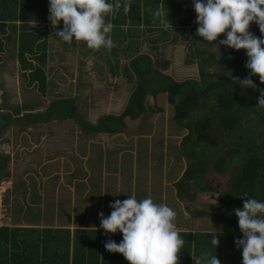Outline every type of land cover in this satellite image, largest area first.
<instances>
[{
    "label": "trees",
    "instance_id": "trees-1",
    "mask_svg": "<svg viewBox=\"0 0 264 264\" xmlns=\"http://www.w3.org/2000/svg\"><path fill=\"white\" fill-rule=\"evenodd\" d=\"M130 3L132 6L128 15L121 8L110 17L115 25L111 36L117 47L109 52L104 49L94 51L86 46V53L82 55L97 61V56L101 57L104 61L100 62L107 64L112 72L113 68H118L116 54L130 58L138 53L140 42L147 33L157 32L172 42L187 45L186 62H195L198 80L175 82L162 73L167 63L158 60L153 65L147 55L139 54L128 62L130 73H125L128 75L127 81L133 82V85L120 114L99 116L95 122L90 123L79 114L78 104L73 100H51L42 112H32L38 107L36 102H22L12 107L3 105L4 108H0V140L11 125L27 124L25 130L28 131L30 125L38 124L42 127L43 120H73L78 129L89 136H122L127 124L138 120L140 115L160 111L156 107L151 109L146 103L148 99L154 101L158 93L165 95L171 123L186 132L180 147L188 143L191 147L195 145L202 149L198 156L192 153L193 149H188L192 152L187 151L184 155L185 167L179 177L170 183L174 188L173 194L177 200L182 201L192 200L196 192L215 195L214 204L208 206L210 210L192 214L194 217L210 219L208 225L203 229L179 228L186 241L180 253V264H194L192 256H199L205 250L216 254L221 264H242V249L236 246L235 240L242 239L243 234L234 210L242 209L245 199L264 201V108L257 107L260 96L258 90L241 87L234 79L242 80L250 74V70L245 67L248 60L246 50L236 51L224 45L218 50L212 45L226 38L221 35L210 45L214 47V52L205 56L201 46L202 37L196 35L198 25L195 23L197 17L192 0H130ZM158 6H163L169 15L170 25L167 29L160 25L158 19L154 22L153 12ZM49 14V0H0V62L4 55L15 60L25 77L26 85L34 88L37 97L41 98L51 95L46 93L50 81L44 69L51 61H48L52 47L48 40V30L53 28ZM34 21L35 26H32ZM60 27L63 28L62 21ZM250 31L264 39L257 24L252 23ZM123 42L126 44L121 53L118 45ZM110 54H114V66L108 58ZM137 65L141 67L139 70L134 68ZM96 68L101 70L98 64ZM251 79L258 89H264L258 76H252ZM114 140L117 149L107 152L111 155V161H107L108 166H111V174L118 171L116 175L121 176L130 171L127 166L129 163L125 164L127 157H123V152L137 155L140 169H145L141 167L145 164L141 157L145 148H133L145 145L144 140L130 142L129 139L118 137ZM114 140L111 143L114 144ZM212 151L213 156L209 154ZM5 166L6 162L0 157V170ZM5 173L6 170L0 179L5 177ZM17 185L25 188L24 184ZM159 187L153 189L158 190ZM11 191H16V184H12ZM16 193L19 195L20 191L17 189ZM28 197L30 195L26 193L21 201L26 203ZM164 199L156 196L155 202L161 203ZM87 204V201L81 203L82 212ZM13 205L11 213L13 209L23 212L24 208L16 206V201ZM89 212L90 209L87 210ZM7 218L9 224L15 223L0 226V264H128L122 254L110 253L104 247L107 240L119 244L123 239L122 233L106 235L98 222L96 226L84 224L83 216L77 219V224L71 222L70 228L14 226L20 223L18 217ZM89 220L94 222L91 218ZM212 233H217L219 237L220 243L216 249L210 243Z\"/></svg>",
    "mask_w": 264,
    "mask_h": 264
},
{
    "label": "rangeland",
    "instance_id": "rangeland-1",
    "mask_svg": "<svg viewBox=\"0 0 264 264\" xmlns=\"http://www.w3.org/2000/svg\"><path fill=\"white\" fill-rule=\"evenodd\" d=\"M62 29L60 27L56 30ZM138 30L141 29L138 28ZM50 31L54 32V29L48 30L49 35ZM58 39L55 36L51 40L48 39L52 45L48 59V61L51 60V64L49 63L44 68L46 71L54 70L53 73L48 72L50 77L54 78V83L51 82V79L49 84L55 86V92L51 94L50 98L37 97L34 88H30L26 84L23 85L26 80L17 63L8 58V55H4L0 62V108H4L3 105L12 107L22 102H30L31 104L36 102L38 107L32 112H42L49 106L51 100L57 102L73 100L75 104H78L79 114L87 122L93 123L99 116L118 115L127 102L133 85V82L127 81L128 75L126 73H130L128 62L139 54L147 55L153 65L158 60L167 63L162 73L175 82L188 79L198 80L195 62L192 64L186 62L187 51L185 48L187 45L178 41L172 42L169 38L154 32L147 33L144 40L140 42L138 53L131 55L130 58L115 56L120 71L118 77L111 76L109 78L107 64L100 65V69L105 72L101 74L105 93L102 92L101 87L94 85L93 77H89L87 74L91 73V75L96 76L98 71L95 69L87 71L86 69L89 67V61L86 60L87 57L82 55L86 53L84 51L86 44H77L73 39L72 45H68L65 42H59ZM200 39L201 46L205 50V56L214 52L213 45L210 46L212 42L208 44L203 41V38ZM124 44L126 43L123 42L118 45L121 53ZM9 62H13L15 65ZM137 66V68L134 66L135 70L141 68L139 65ZM125 69L127 71H124ZM146 103L151 109L156 107L160 111L140 115L138 120L127 124V127L122 131V136L117 135L118 138L129 139L130 142L136 139L145 141V145L142 147L133 148L142 150L145 148V152L141 153L145 164L141 167L148 168L147 171L140 169L137 155L131 156L130 152H123V157H127L125 164L129 163L127 166L136 172L138 180L141 182L147 180V184H143V187L136 185L133 171L131 173L126 172L124 175L122 174L123 176L116 175L118 171L113 174L109 171L111 166H108L107 161H111V155L109 156L107 152H113L117 149L116 140H114L117 138L116 136L108 138L103 134L85 135L78 129L73 120L61 122L43 120L42 127L35 123L37 125H30L28 131L25 130L27 124L24 123L9 126L5 130L2 140H0V148L1 145L5 146V149H0V157L6 162V166L0 170V176L6 170L5 177L1 178L0 181H3L1 182L3 188L9 187L4 192L0 203V224L3 226L14 224L15 222L11 224L7 222V216H13L14 218L18 217L20 222L16 226H37L42 223L53 225L57 223L55 220L53 221L56 223L46 220H52L51 216L55 214L61 218V224L67 226L71 222L77 224V219L81 216H83L84 224L96 226L97 222L100 225L99 213L103 212L105 217L110 215L112 209L109 205L111 203L135 195L137 199L151 196L154 201L156 196L165 198L163 203L168 204L178 213L177 224L179 228L196 229L200 227L199 229H203L205 225H208L210 219L194 217L192 214L207 211L208 206L214 204L215 195L209 196L203 192H196L192 200H177L173 194L174 188L170 185L184 169L186 164L184 155L187 154V151L192 152L190 150L193 149L192 153L198 156L202 149L195 145L191 147L188 143H184L185 146L180 147L182 137L186 132L180 128H175L171 123L170 109L165 101V95L158 93L154 101L148 99ZM112 140H114V144L111 143ZM33 146H35L34 148L39 146V149L45 154L31 153L30 149ZM21 148L25 149L22 152L23 155L29 153V157L24 160L19 157ZM157 148H160L159 151ZM213 152L208 153L213 156ZM159 157L160 161H158ZM20 175H23L22 178L26 181L25 188H20L17 185L22 181L18 182ZM208 175L210 178L212 177L211 174ZM22 178L20 177V179ZM11 184H16V191L17 189L20 191L18 198L16 191L10 190ZM158 185L160 186L158 190L153 189ZM73 191L75 192L74 195L86 193V196H83L84 199L81 196H75L74 203L72 200L70 202V198L72 199L70 194ZM26 193L30 197L26 199L29 201L24 205L21 200H24ZM10 201L13 204L16 201L18 207L22 206L23 212L13 209L11 213L12 207L7 204V202L10 204ZM83 201H87L89 213H86L85 208L82 212L81 203ZM40 203H44L43 219ZM5 209H7V216H3ZM68 218H71V221ZM90 218L94 222H90Z\"/></svg>",
    "mask_w": 264,
    "mask_h": 264
},
{
    "label": "clouds",
    "instance_id": "clouds-1",
    "mask_svg": "<svg viewBox=\"0 0 264 264\" xmlns=\"http://www.w3.org/2000/svg\"><path fill=\"white\" fill-rule=\"evenodd\" d=\"M192 3L197 17V36L211 44L224 35L225 39L213 45L218 50L221 45L236 51L246 50L245 67L250 74L242 80L234 79L241 87L258 90L257 107L264 108V89H258L251 79L258 76L264 84V39L250 31L251 24L255 23L264 35V0H192ZM131 6L130 0L112 3L109 0H49L51 27L58 29L62 21L63 29L55 31L48 39L55 36L68 45L75 39L77 44L84 42L88 49L110 52L117 47L111 36L115 25L110 17L121 8L128 15ZM168 16L163 6L153 12L154 22L158 19L164 29L170 25ZM109 206L110 215L105 217L103 212L99 213L100 227L106 235L122 233L123 239L119 244L107 240L104 247L108 252L122 254L128 264H180V253L186 241L177 224L178 213L173 208L155 202L151 196L137 199L135 195L116 200ZM234 212L243 234L242 239L235 240L236 246L242 249V264H264V201L245 199L243 208ZM210 243L213 248L218 247L217 233L211 234ZM192 258L194 264H221L217 255L209 250Z\"/></svg>",
    "mask_w": 264,
    "mask_h": 264
},
{
    "label": "crops",
    "instance_id": "crops-1",
    "mask_svg": "<svg viewBox=\"0 0 264 264\" xmlns=\"http://www.w3.org/2000/svg\"><path fill=\"white\" fill-rule=\"evenodd\" d=\"M55 31H57V30H54V32ZM54 32H52V31H50V35H49V37L50 36H52L53 34H54ZM158 35H159V33H158ZM55 38H57V37H55ZM59 40V39H58ZM59 42H63V41H60L59 40ZM8 45V44H7ZM11 48V47H10ZM10 48H8V49H10ZM111 56H108V58L110 59V62H112V66H114L115 64H114V60H113V58H114V54H110ZM117 55H120V56H123V55H121V54H116V56ZM97 58H98V60L99 61H97L96 59H94V58H90V57H88L87 56V58H86V60H88L89 61V67L88 68H86L87 69V71L88 70H91V69H95V70H97L98 71V74L96 75V76H94V75H91V73H87L88 74V76L89 77H93L92 78V82L94 83V85L95 86H99V87H101L102 88V92H105L106 93V91L105 90H103L104 89V87H103V84H102V77H101V74H104L105 72H103V69H101V70H98L97 68H96V65L98 64V65H101V64H103L102 62H100V61H104L101 57H99V56H97ZM15 61V60H14ZM105 61H107L106 59H105ZM16 62V61H15ZM10 64L12 63L13 65H15L13 62H9ZM49 64V63H48ZM47 64V65H48ZM51 64V63H50ZM47 67V66H46ZM45 67V68H46ZM108 67L109 66H107V69H108ZM119 67V66H118ZM111 69H108L107 70V74H109L110 76H109V78L111 77V75H112V77H118V74H119V70H118V68L116 67V68H113V70H112V72H114V73H112L111 71H110ZM48 72H50V73H53L54 72V70H51V69H49V70H47L46 71V77H47V80H51L52 79V81L51 82H53L54 83V78L53 77H50V75H49V73ZM111 72V73H110ZM96 77V78H95ZM24 81V80H23ZM98 83V84H97ZM26 83H25V81H24V83H23V85H25ZM22 89H23V86H22ZM55 92V86L54 85H49V87H48V89H47V91H46V93L47 94H49V93H51V94H53ZM49 96V98H50V96L51 95H48ZM48 99V98H47ZM126 104V103H125ZM125 104H124V106H125ZM124 106H123V108H124ZM123 110V109H122ZM121 110V111H122ZM121 111H120V113H121ZM119 113V114H120ZM55 123V122H54ZM51 142V144H52V141H50ZM86 142V141H85ZM35 146H33V148H31L30 149V151H31V153H35V152H37V153H40L41 155L42 154H45V153H43L40 149H39V146L38 147H36V148H34ZM5 149V148H4ZM4 149H3V151H4ZM22 149V148H21ZM25 149H22V151H21V153H20V155H19V157H22V160H24L26 157H29V153H27V154H25V155H23L22 154V152L24 151ZM36 154V153H35ZM35 154H34V157H35ZM40 154H37L38 156L40 155ZM24 156V157H23ZM8 164H10V163H8ZM130 171H128V173H131L132 171L134 172V170L133 169H130V168H128ZM126 172H124V174H125ZM135 173V183L136 184H138V186H140V187H142V185L143 184H147V180H144V181H139L138 180V176H137V174H136V172H134ZM141 173V172H140ZM142 174V173H141ZM24 175V174H23ZM23 175H20L19 176V179H18V182L20 181V180H22V181H20L19 183H22V184H25L26 183V181L25 180H23V178H22V176ZM20 177L22 178V179H20ZM37 180V179H36ZM12 185V184H11ZM10 185V186H11ZM7 189H9V187H7L5 190H4V192L5 191H7ZM11 190V189H10ZM4 192H3V194H2V198H1V202H2V199H3V195H4ZM74 191L70 194V195H72V199L70 198V202H71V200H72V202L74 203V197L75 196H81V198H83V196H86V193H82V194H79V195H74ZM18 193H17V198H18ZM84 199V198H83ZM126 199H128V198H125V199H123V200H126ZM26 200V199H25ZM123 200H121V201H123ZM0 202V203H1ZM45 203V202H44ZM44 203L43 204H39V206H40V210H42V212H41V216H42V219L44 218ZM7 204L10 206L11 205V207H12V204H13V202H11L10 201V204L7 202ZM6 204V205H7ZM24 205H26V203H23ZM88 204L86 205V210H89L88 209ZM7 209H5V213L3 214V216H5V214H6V211ZM2 211V210H1ZM86 213H87V211H86ZM3 218V217H2ZM51 219L52 220H50V219H47L46 221L47 222H55L56 224H53V225H51V224H45V223H42L41 225H37V226H44V227H52V228H70L69 227V225L67 226V225H64V224H61V218L58 216V215H55V214H53L52 216H51ZM69 219V221H71V218H68ZM53 220H55V221H53ZM7 222H9V218H7ZM3 225V224H2ZM14 226H16V224L14 225Z\"/></svg>",
    "mask_w": 264,
    "mask_h": 264
},
{
    "label": "built area",
    "instance_id": "built-area-1",
    "mask_svg": "<svg viewBox=\"0 0 264 264\" xmlns=\"http://www.w3.org/2000/svg\"><path fill=\"white\" fill-rule=\"evenodd\" d=\"M1 148H5V146L1 145ZM1 148H0V149H1ZM2 151H3V149H2ZM5 189H6V188H3V187H2V184H0V202H1L2 194H3V192H4Z\"/></svg>",
    "mask_w": 264,
    "mask_h": 264
}]
</instances>
